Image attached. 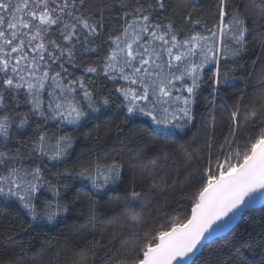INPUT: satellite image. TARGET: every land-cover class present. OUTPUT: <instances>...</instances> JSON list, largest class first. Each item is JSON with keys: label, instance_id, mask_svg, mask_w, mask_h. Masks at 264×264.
<instances>
[{"label": "snow or ice", "instance_id": "obj_1", "mask_svg": "<svg viewBox=\"0 0 264 264\" xmlns=\"http://www.w3.org/2000/svg\"><path fill=\"white\" fill-rule=\"evenodd\" d=\"M203 6L192 3L184 14L185 27L177 28L170 17L166 24L156 19L171 7L167 0H113L109 8L120 9L121 23L105 32L103 12H88L86 0H0V197L18 201L33 221H53L67 206L57 200L53 207L45 199L38 212L36 201L44 191L60 197L71 186L61 176L87 179L97 192L117 183L122 165L116 161L63 173L47 163L70 155L75 138L64 129L115 103L114 94L121 101L117 107L131 116H147L158 126L189 122L201 87L209 83L215 92L229 79L221 61L247 50L250 31L247 19L229 10V0H216L218 22L212 28L205 24L195 31L202 18L197 9ZM258 43L264 51V38ZM84 53L99 58L84 65ZM101 76L113 85L106 95L95 88ZM22 106L27 110L19 111ZM230 117L231 140L225 137L219 146L215 171L208 158L190 217L129 244L119 264H187L186 258L225 218L264 192V123L257 126L256 111L248 116L250 146L246 141L242 153L233 131L239 128L240 109ZM21 129L32 133L25 141L15 135ZM13 140L21 146L10 147ZM137 195L133 191L131 198ZM259 231L264 235V222ZM261 246L264 239L238 240L221 264H254L241 249L256 255ZM97 259L109 264L107 254Z\"/></svg>", "mask_w": 264, "mask_h": 264}, {"label": "trees", "instance_id": "obj_2", "mask_svg": "<svg viewBox=\"0 0 264 264\" xmlns=\"http://www.w3.org/2000/svg\"><path fill=\"white\" fill-rule=\"evenodd\" d=\"M112 2L86 0L88 12H103L105 32L119 28L121 23L120 9L109 8ZM167 2L171 7L156 16L161 23H168L170 17L177 28H184V14L192 3L204 5L197 9L202 18L195 31H201L205 24L212 28L218 22L214 18L216 0ZM229 10H238L250 29L247 50L221 61L229 79L215 92L209 83L201 87L192 108L193 118L186 124L181 122L182 127L158 126L147 116H131L125 108L117 107L121 101L114 94L115 103L64 129L73 135L75 143L64 160L47 162L52 171L75 172L116 161L122 165L121 179L97 192L87 179L61 176L60 181L71 186L58 198L44 191L36 201L38 212L45 199L52 200L53 207L57 200L67 206V211H61L53 221H33L18 201L0 197V264H100L97 257L105 254L109 264H119L129 244H140V238H150L173 222H186L195 193L205 183L208 158H212L215 171L219 146L225 137L231 140L230 113L238 107L242 114L237 118L239 128L233 130L242 153L247 150L248 116L256 111L257 126L264 123V51L258 43L264 38V0H229ZM98 58L95 53H84L83 64ZM112 87L106 78H96L98 93L106 95ZM26 110L27 106L19 109ZM48 127L55 130L53 124ZM31 134L29 129L15 131L20 141ZM20 146L15 140L10 144ZM50 179L55 182L57 178ZM133 191L138 193L134 200ZM262 222L264 204L244 212L231 230L204 245L189 264H221L238 240L259 243L264 239L259 231ZM241 255L254 264H264V246L256 255L241 249Z\"/></svg>", "mask_w": 264, "mask_h": 264}, {"label": "water", "instance_id": "obj_3", "mask_svg": "<svg viewBox=\"0 0 264 264\" xmlns=\"http://www.w3.org/2000/svg\"><path fill=\"white\" fill-rule=\"evenodd\" d=\"M264 204V192H257L254 194V198L245 205L241 206L238 212L235 213L234 216L230 214V217L225 218L223 222H221L220 226L216 228V231L212 232L210 235H207V238L202 242L201 246L198 247V250L190 255L187 259V264L191 263V261L201 252L204 245L212 241L213 239L220 237L226 234L229 230H231L236 223L239 221L241 215L247 210L254 209L260 207ZM191 215V213H190ZM216 226H214L215 228ZM183 264V262H181Z\"/></svg>", "mask_w": 264, "mask_h": 264}]
</instances>
